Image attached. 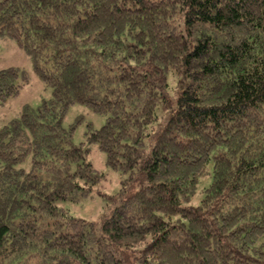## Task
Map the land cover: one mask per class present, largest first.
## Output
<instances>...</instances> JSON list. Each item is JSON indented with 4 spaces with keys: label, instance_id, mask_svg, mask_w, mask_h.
<instances>
[{
    "label": "trees",
    "instance_id": "trees-1",
    "mask_svg": "<svg viewBox=\"0 0 264 264\" xmlns=\"http://www.w3.org/2000/svg\"><path fill=\"white\" fill-rule=\"evenodd\" d=\"M0 36L53 94L0 129V264H264V0H0ZM28 83L1 70L0 101ZM77 104L127 175L94 222L59 206L104 178Z\"/></svg>",
    "mask_w": 264,
    "mask_h": 264
},
{
    "label": "rangeland",
    "instance_id": "rangeland-1",
    "mask_svg": "<svg viewBox=\"0 0 264 264\" xmlns=\"http://www.w3.org/2000/svg\"><path fill=\"white\" fill-rule=\"evenodd\" d=\"M9 67H16L25 71L28 74L29 83L21 89L16 97L9 98L4 102L0 101V129L11 120L18 118L25 105L37 107L42 101L50 100L53 96L52 89L46 86L35 74L31 57L12 38L0 36V71ZM175 87L176 77L170 75V94L174 92ZM157 114L159 122H161L160 107L157 109ZM80 116L84 119L77 127L73 141L76 145L85 144V148L89 149L88 160L104 175V178L93 187L88 198L79 203L64 201L59 203V206L68 209L76 218L94 222L111 205L109 198L117 195L127 175L114 171L107 166L106 154L99 149L97 144H86L88 137L87 123L90 122L95 129H100L106 122V116L95 114L88 107L77 104L72 106L65 115L63 126L69 128ZM213 166L214 162L212 161L206 165L204 173L199 177L193 197L189 202L184 203L185 206L197 207L200 205L204 196L203 190L212 181ZM22 168L27 172L31 170V156L22 165Z\"/></svg>",
    "mask_w": 264,
    "mask_h": 264
}]
</instances>
